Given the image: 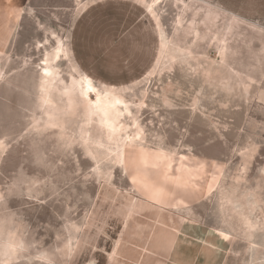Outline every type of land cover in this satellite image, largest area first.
Here are the masks:
<instances>
[{
    "label": "rangeland",
    "instance_id": "obj_1",
    "mask_svg": "<svg viewBox=\"0 0 264 264\" xmlns=\"http://www.w3.org/2000/svg\"><path fill=\"white\" fill-rule=\"evenodd\" d=\"M0 264H264V0H0Z\"/></svg>",
    "mask_w": 264,
    "mask_h": 264
},
{
    "label": "bare ground",
    "instance_id": "obj_2",
    "mask_svg": "<svg viewBox=\"0 0 264 264\" xmlns=\"http://www.w3.org/2000/svg\"><path fill=\"white\" fill-rule=\"evenodd\" d=\"M157 1V0H156ZM144 2V1H143ZM145 3H146V1H145ZM156 3V2H155ZM158 3V2H157ZM160 3V2H159ZM149 5V4H148ZM152 6V5H151ZM153 7V6H152ZM151 7V8H152ZM155 7H156V5H155ZM151 10V9H150ZM153 10H154V7H153ZM152 11V10H151ZM154 12V11H153ZM46 75H47V72L45 73ZM87 77V76H86ZM82 87H83V91H84V93L87 95V97H89V96H92L93 94H95L96 96H97V99L100 101L101 99H102V97H100L99 95L100 94H98L96 91H95V89L93 88V85H92V83L91 82H89L88 80H83V82H82Z\"/></svg>",
    "mask_w": 264,
    "mask_h": 264
}]
</instances>
